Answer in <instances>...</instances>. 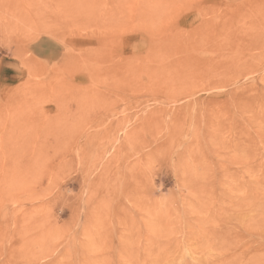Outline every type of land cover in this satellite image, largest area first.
I'll return each mask as SVG.
<instances>
[{
  "label": "rangeland",
  "instance_id": "1",
  "mask_svg": "<svg viewBox=\"0 0 264 264\" xmlns=\"http://www.w3.org/2000/svg\"><path fill=\"white\" fill-rule=\"evenodd\" d=\"M253 262L264 0H0V264Z\"/></svg>",
  "mask_w": 264,
  "mask_h": 264
},
{
  "label": "bare ground",
  "instance_id": "2",
  "mask_svg": "<svg viewBox=\"0 0 264 264\" xmlns=\"http://www.w3.org/2000/svg\"><path fill=\"white\" fill-rule=\"evenodd\" d=\"M93 73H94V72H93ZM93 73H92V74H93ZM90 75H91V74H90ZM90 75H89V77H90ZM95 75H96V74H95ZM91 78H93V77L91 76ZM66 190H67V189H66ZM72 190H73V189H72ZM42 204H43V203H42ZM253 264H257V263H256V262H253Z\"/></svg>",
  "mask_w": 264,
  "mask_h": 264
}]
</instances>
